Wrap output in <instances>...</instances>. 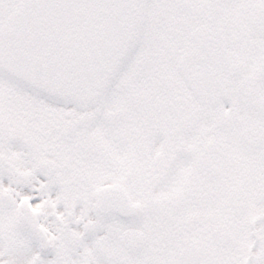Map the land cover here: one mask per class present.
<instances>
[{"label":"snow or ice","instance_id":"snow-or-ice-1","mask_svg":"<svg viewBox=\"0 0 264 264\" xmlns=\"http://www.w3.org/2000/svg\"><path fill=\"white\" fill-rule=\"evenodd\" d=\"M0 264H264V0H0Z\"/></svg>","mask_w":264,"mask_h":264}]
</instances>
